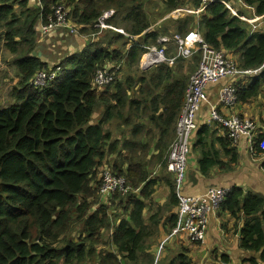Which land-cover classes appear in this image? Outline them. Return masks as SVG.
Here are the masks:
<instances>
[{
	"label": "trees",
	"instance_id": "16d2710c",
	"mask_svg": "<svg viewBox=\"0 0 264 264\" xmlns=\"http://www.w3.org/2000/svg\"><path fill=\"white\" fill-rule=\"evenodd\" d=\"M141 1L40 0L41 6L34 8L29 0H0L1 38L16 55L18 73L10 80L8 100L0 101V264H139L155 235L154 226H146L144 218L146 200L156 186L150 166L167 168L189 81L201 61L197 54L190 61L177 59L174 67L164 64L152 71L141 70L145 47L156 45L159 36L174 39L199 29L212 48L236 55L241 71L263 70L249 84L240 79L235 83L237 104H249L264 94V27L251 33L244 21L215 3L198 24L196 16H187L172 21L175 32L149 30L153 24L142 11ZM163 1L166 15L187 4L186 0ZM62 4L73 7L68 19L83 26V33L89 29L91 35L97 33L99 18L114 11L107 23L129 37L113 32L50 68L36 51L37 25L48 22ZM245 4L255 8V16H264V0ZM124 11L122 19H117ZM176 53L171 40L167 55L174 58ZM124 63L136 67L134 73L123 74L105 91L95 90L93 79L99 70ZM58 68V73L65 71L61 77L33 88L37 73ZM7 80L8 72L0 69V87ZM214 124L225 135L219 136L206 124L199 128L192 147L199 150V170L204 176L215 168L233 171L240 158L227 130ZM257 135L255 155H261L264 131L259 126ZM105 164L133 190L103 195L101 167ZM172 183L171 209L178 205ZM112 208H121L125 217ZM221 208L234 218L241 214L244 220L241 248L253 255L243 264H264V197L235 187ZM113 220L117 223L111 237L114 251H100L103 232ZM168 222L171 233L176 214ZM74 229L76 235H72ZM145 262L155 264V258L148 256ZM170 264L195 263L182 253Z\"/></svg>",
	"mask_w": 264,
	"mask_h": 264
},
{
	"label": "built area",
	"instance_id": "2783aa9c",
	"mask_svg": "<svg viewBox=\"0 0 264 264\" xmlns=\"http://www.w3.org/2000/svg\"><path fill=\"white\" fill-rule=\"evenodd\" d=\"M191 4L199 3V9L197 11L184 9H177L172 14L180 16L181 13H203L208 6L213 3L220 2L226 9H228L233 15L235 9L232 4H237L238 0H231L230 2L222 0H188ZM53 17H50L48 22L40 23L37 30L42 36H48L51 32L67 29L70 34L77 35L78 27L73 25L68 19V11L64 6L60 5L56 7ZM114 14V11L106 13L103 20L110 19ZM56 17V19H55ZM250 19L251 22L256 20L250 16H239L241 20ZM248 23V21H245ZM250 24V23H248ZM251 25V24H250ZM108 30H112L117 33L124 34V31L117 29L112 25H107ZM252 26V25H251ZM95 27L106 28L104 21L97 22ZM252 31H258L256 27L252 26ZM103 31L98 30L94 35H90L92 41L96 39ZM181 36V35H180ZM184 39H174L178 49V57L189 59L196 52L201 54V63L197 72L191 77L189 87L186 93L187 102L184 104L183 113L177 122L176 138L171 145L167 170L174 176L175 192L178 200L176 224L171 231L170 237L184 236L189 243L202 244L204 243L209 227V215L221 209L222 204L226 201L230 190L224 187H214L210 189L202 197H193L184 193V185L187 176L188 162L191 155L193 132L197 130V118L196 114L200 112V106L207 101L206 89L209 85L216 84L231 78L234 83L239 81L240 78L247 77L253 78L262 73V69L259 70H247L241 71L237 68L233 61H231L224 51H218L210 47L200 33L197 31L190 32L183 36ZM170 41L168 38L163 37L158 40L159 45ZM145 54L141 61L144 66H156L158 63H174L176 58L169 59L167 57V48L163 45L161 48L157 46L145 47ZM58 78L56 72H39L33 78L31 84L33 87L42 88L48 83ZM115 81V73L112 69H102L97 72L93 79L95 90H101ZM231 84L221 91V97L218 104L211 107L212 117L210 121H217L226 130L229 138L237 145L241 140H245L252 154L255 155V146L258 144V136L254 133L257 123L255 124L243 117L235 114H229L223 116L220 114V108L234 109L237 104V94L235 84ZM221 116H219L218 114ZM261 148L264 149V141L261 142ZM102 189L101 192L105 196H111L117 192L128 191L126 187V180L123 177H116L110 171H104L102 173ZM165 240L159 247L155 262H159L161 252L163 250Z\"/></svg>",
	"mask_w": 264,
	"mask_h": 264
},
{
	"label": "crops",
	"instance_id": "0c3cea01",
	"mask_svg": "<svg viewBox=\"0 0 264 264\" xmlns=\"http://www.w3.org/2000/svg\"><path fill=\"white\" fill-rule=\"evenodd\" d=\"M245 1L246 0H244V4ZM29 4L30 7H39L40 0H29ZM238 7L239 3L236 4L237 9H235L238 10ZM247 8L253 10L252 16L257 20L252 26L256 27L259 32H262L264 19L255 16V8ZM183 16H185V13H182L180 16L175 15L169 18L176 22L182 19ZM258 25H263V27L259 28ZM63 30L67 29L56 31L58 34L54 37L53 41L48 40V36L42 37L41 35H38L39 44L37 43V54L39 57H42V61L47 63L50 68L58 66L63 59L72 54H66L61 58L53 57L57 54L53 47L55 44H57L58 49H65L67 46L72 45L71 40L68 42L63 40V35L60 33ZM170 31L175 32L173 25L170 27ZM80 32L81 29H79V33ZM86 33L87 32H85L80 38H76V42L81 43L82 47L78 52H81L90 42L88 38L91 34L87 36ZM154 69L152 68L147 71H152ZM17 79L19 80V78ZM241 80L244 84H249L251 79L240 78V81ZM16 81L17 80H15V82ZM5 82H10V80ZM232 83L233 80L227 79L208 87L206 91L208 101L198 114V129L193 135L192 147L197 140L199 128L206 124L216 130L219 136L225 135V132L219 129L220 127H217L210 122V107L211 105L218 104L222 89ZM101 112L102 111L96 113V117L94 118L100 117ZM220 113L223 116H228L231 113L243 118H253L257 121L259 129L264 131V100L262 99L258 102L253 101L249 104H237L233 110L223 107L220 109ZM115 136H118V134L116 133ZM236 146L240 158L239 163L235 166L234 170L238 169V172L235 173L234 170L223 172L218 168H215L210 176H204L200 173L198 166L200 153L199 150L193 149L189 159L184 193L193 197H202L214 187H224L230 191L233 188L238 187L245 192L259 194L264 197V154H252L250 147L245 140H241ZM102 168L103 167H101V169ZM150 169L151 180L156 181V186L152 197L146 200L144 218L146 226H154L155 235L148 240L144 254L140 255L141 261H146L148 256L156 259L159 247L166 239H168V241L165 244L168 246L170 255L166 252L161 254L160 260H163L161 261L162 264L171 263L175 259L174 257L179 256L182 253H185L195 264H243L246 258H250L253 255L241 248L240 233L244 225L242 215L240 214L238 218H234L225 208H221L209 215V227L204 243H189L184 236L170 237L171 226L168 222V218H170L173 213H177V206H171V209L169 205V199L171 196L170 185L173 184L174 176L168 172L167 168L162 167L160 164L150 166ZM155 216L156 218L153 219ZM155 223L157 224L155 225ZM254 256L256 258L259 257L258 254H255ZM119 259H121V257H119ZM140 264L143 263L140 262Z\"/></svg>",
	"mask_w": 264,
	"mask_h": 264
},
{
	"label": "rangeland",
	"instance_id": "374dc122",
	"mask_svg": "<svg viewBox=\"0 0 264 264\" xmlns=\"http://www.w3.org/2000/svg\"><path fill=\"white\" fill-rule=\"evenodd\" d=\"M186 2H187V5H190V2L188 0H186ZM238 3H239L238 10H236L237 8L235 7L236 8L235 11L238 13V15H240V13H241V15L244 16V17H245V15H248V16H251L252 18H254L252 16L253 15V10L247 8L248 6L246 4H244V0H238ZM62 6H64L67 11L68 10H71L73 8V7H71V8L70 7H67L66 4H62ZM141 9H142L143 12H145L147 15H149L150 22L153 24V27H152L153 30H159V29H162V28H170L172 26V21L173 20L169 19L167 22H164L165 15L167 14V10H166V7H165V4H164V1L163 0H142L141 1ZM124 14H125V11L122 12V13H120V14H117V17L116 18L120 20V19H122V17L124 16ZM185 17L186 16H183L182 18H185ZM254 19H256V18H254ZM246 21H248V23H250L251 25L253 24V23H251L250 19H248V18H247ZM245 23H247V22H245ZM247 25H249V24H247ZM79 27L81 29V26H79ZM262 27H263V25H260L259 26V28H262ZM91 32H92V29H89V31L86 33L87 36L89 34H91ZM113 32L114 31L109 30V31L105 32L104 34L102 33L98 37H96L95 40L96 41H102L105 38V36H107L108 34H111L112 35ZM60 33H62V35H63V40L66 41V42H68L69 40H71L72 41V45L71 46H67L65 49H58L57 44H55L53 47H54V50H56V53L57 54L54 55L53 57H60L61 58V57H63L66 54H69V53H72L73 54V53L78 52V51H80L82 49L81 43L76 42V38H80L84 33H81L80 32V33H78L75 36H71L73 34H70L68 30H63ZM57 34H58V32L53 31V32H51L48 35V38L47 39L50 40V41H53L54 37ZM38 35L39 34H36V42H35V45H37V43L39 41ZM88 40H92V39L91 38L90 39L88 38ZM118 47H119V45H118ZM36 51H37V47H36ZM232 55L233 56H230V59H232L233 62L236 63V61H238V57L236 55H234V54H232ZM15 59H16V55L15 54H11L5 48L4 41L1 38V31H0V69L2 71H7L8 72V74H9V80H13V78L15 77V75H18V73H17V67L14 65V60ZM188 63H190V62H188ZM175 64H176V62H175ZM175 64L173 66H169V67H174ZM135 69H136V67L132 68L129 65H127L126 63H124V65L121 66L120 70H118V69L115 70L116 78L117 79H120V77L123 74H125V73H127V74L134 73ZM64 72L61 71L60 72L61 75L64 74ZM250 81H252V80H250ZM5 83H7V84H5L4 86L0 87V101H1V104H5L6 103V100H8L7 93L11 89V87H9L11 85V81L10 82H5ZM105 90L106 89H104V91ZM261 99L264 100V94L261 95L258 99H255L254 102H258ZM98 118L99 117L94 118V121L96 122L98 120ZM246 118H250V117H246ZM250 119H252V121H254L253 118H250ZM200 157H201V155H200ZM198 166H199V164H198ZM105 169H107L108 171H111V168H110L109 164H105L103 166V168H102V171L105 170ZM234 172L235 173L238 172V169L234 170ZM112 209L115 211V213H116L117 216H124V211L121 208L120 209L112 208ZM115 224H116V220H113L112 221V226L110 228L106 229L103 232V237H104V241L105 242H104L103 245L100 246V248H99L100 251H104V250L114 251V249H113L114 247L112 246V239H111L112 234L111 233L113 231V228H114ZM74 231H77V229H74L73 230L72 235H76V232H74ZM165 252L170 255V252L168 251V246H166V245H164L161 254L162 253H165ZM177 257L178 256H176L174 258H177ZM158 260L160 261L158 263L162 264L161 261H163V260L162 259L160 260V257H159ZM140 262H142L143 264H146L145 261H141V258H139V264H140Z\"/></svg>",
	"mask_w": 264,
	"mask_h": 264
},
{
	"label": "clouds",
	"instance_id": "9594fccd",
	"mask_svg": "<svg viewBox=\"0 0 264 264\" xmlns=\"http://www.w3.org/2000/svg\"><path fill=\"white\" fill-rule=\"evenodd\" d=\"M222 1H227V2H230L231 0H222ZM216 3H220V2H216ZM213 4H215V3H213ZM213 4H211V5H213ZM222 4V3H221ZM210 5V6H211ZM236 4H232V6H233V8L235 9V6ZM41 6V5H40ZM39 6V7H40ZM187 8L188 10H193V11H197L198 9H199V3H195V4H191L190 3V5H185L183 8H179V9H184V8ZM209 7V6H208ZM226 8V7H225ZM207 10V9H206ZM205 10V11H206ZM228 10V9H227ZM176 11V10H175ZM205 11L203 12V13H200V14H193V13H187V12H185V16L187 17V16H196V19H197V22H196V24H198V22H199V18L201 17V15H203L204 13H205ZM229 11V10H228ZM174 12V11H173ZM172 12V13H173ZM230 12V11H229ZM172 13H170V14H168V15H166V19L165 20H169L170 18L169 17H171V16H174ZM231 13V12H230ZM68 14H69V10H68ZM182 14V13H181ZM231 15H233L232 13H231ZM69 16V15H68ZM248 16V15H247ZM257 16V15H256ZM251 17V16H250ZM257 17H259V16H257ZM259 18H264V16H261V17H259ZM164 20V21H165ZM172 20V19H171ZM70 21V20H69ZM43 23V22H42ZM246 24H248V23H246ZM40 25V23L37 25V28H38V26ZM73 25H75V24H73ZM96 25V24H95ZM77 27H78V32H79V29H80V27L78 26V25H76ZM249 26V29H250V32L251 33H257L258 31H256V32H253L252 31V26L249 24L248 25ZM114 27V26H113ZM153 27V26H152ZM150 28L149 30H153V28ZM83 28V26H81V29ZM118 29V28H117ZM121 30H123V29H121ZM124 31V30H123ZM193 31H197L198 33H200L199 32V29H194V30H191L190 32H193ZM189 32V33H190ZM117 33V32H116ZM189 33H187V34H189ZM37 34H39L38 33V30H37ZM119 34H121V33H119ZM186 34V35H187ZM201 34V33H200ZM40 35V34H39ZM121 35H124V34H121ZM181 36H185V35H183V34H180ZM42 36V35H41ZM125 36H127V37H129V35H127V34H125ZM201 36H202V34H201ZM43 37V36H42ZM163 37H166V38H168L170 41H168V42H166V43H162L166 48H167V53H168V45H169V43L171 42V40H173L174 41V39H172V38H170V37H168V36H166V35H161V36H159V38H158V40L160 39V38H163ZM203 37V36H202ZM90 39V38H89ZM92 39V38H91ZM204 39V38H203ZM158 40H157V44L156 45H151V46H157V47H162L163 45H159L158 44ZM92 40H90V42H91ZM93 41H95V39L93 40ZM175 43V42H174ZM175 46H176V43H175ZM210 46V45H209ZM148 47V46H147ZM211 47V46H210ZM176 49H177V46H176ZM214 49V48H213ZM178 50V49H177ZM216 50V49H215ZM218 51H223V50H218ZM145 52H146V50H145ZM225 53H226V55H227V57L230 59V56H233L231 53H229V52H227V51H224ZM145 54V53H144ZM144 54L142 55V58H143V56H144ZM197 54H199L200 55V57H201V54H200V52H196L191 58H189V59H184V58H181V57H178V52L176 53V57H174V58H176V60L177 59H184V60H190V59H192L195 55H197ZM167 57H168V55H167ZM142 58H141V60H142ZM169 59H172L171 57H168ZM140 60V61H141ZM231 61H233L232 59H230ZM200 63H201V61H200ZM164 64H166V63H164ZM236 66H237V64L236 63H234ZM166 65H168V64H166ZM199 66H200V64H199ZM199 66H198V68H199ZM157 68L158 66H154V68ZM108 68H110V69H112L113 71H114V73H115V70L116 69H118V70H120V68H121V66L120 65H118V64H113V65H111V66H109ZM155 68V69H156ZM198 68H197V70H198ZM238 68V67H237ZM105 69H107V68H105ZM239 69V68H238ZM102 70V69H101ZM197 70L195 71V73L197 72ZM240 70V69H239ZM46 72H55L54 70H52V69H50L49 71H46ZM194 73V74H195ZM193 74V75H194ZM192 75V76H193ZM62 75H61V73H58V78L59 77H61ZM191 76V77H192ZM57 78V79H58ZM57 79H55L54 81H56ZM227 79H229V80H233V79H231V78H227ZM227 79H225V80H227ZM115 80H117V78H116V74H115ZM190 80H191V78H190ZM54 81H52V82H54ZM223 81V80H222ZM52 82H50V83H52ZM238 82V81H237ZM237 82H235V83H237ZM233 83H234V80H233ZM232 83V84H233ZM234 83V84H235ZM189 84H190V81H189ZM217 84V83H216ZM48 85V84H47ZM46 85V86H47ZM111 85V84H110ZM212 85H215V84H212ZM209 86H211V85H209ZM108 87V86H107ZM188 87H189V85H188ZM33 88H36V87H33ZM43 88V87H42ZM106 88V87H105ZM105 88H103V89H101V90H96V91H98V92H100V91H102V90H104ZM36 89H40V88H36ZM188 89V88H187ZM208 89V88H207ZM207 89H206V91H207ZM187 93V92H186ZM207 95V94H206ZM186 98V97H185ZM207 101H208V99H207ZM207 101L202 105V107L207 103ZM213 105H211V107H212ZM184 107V106H183ZM211 107H210V109H211ZM221 109V108H220ZM221 114V113H220ZM180 118V117H179ZM254 120V119H253ZM178 121H179V119H178ZM212 124H214V122L213 121H210ZM256 123H257V121H255ZM257 126H258V123H257ZM198 129V128H197ZM197 131V130H196ZM176 133H177V126H176ZM259 137V136H258ZM176 138V137H175ZM193 139V138H192ZM258 145V144H257ZM256 145V146H257ZM261 143L259 144V147L261 148ZM256 146H255V151H256ZM192 148H191V154H192ZM170 152V151H169ZM262 154H264V153H262ZM191 156V155H190ZM169 157V156H168ZM189 159H190V157H189ZM188 164H189V162H188ZM168 165V164H167ZM103 171H108L107 169H105V170H103ZM188 171V170H187ZM111 172V171H110ZM112 173V172H111ZM170 173V172H169ZM113 174V173H112ZM114 175V174H113ZM115 176V175H114ZM116 177H120V176H116ZM124 178V177H123ZM186 178H187V176H186ZM126 180V179H125ZM186 181V180H185ZM126 187L128 188V191L126 192V193H124V192H122L123 194H128L130 191H132L133 189L131 188V187H128L127 186V184H126ZM178 206V205H177ZM117 224V223H116ZM113 233V232H112Z\"/></svg>",
	"mask_w": 264,
	"mask_h": 264
},
{
	"label": "bare ground",
	"instance_id": "6f19581e",
	"mask_svg": "<svg viewBox=\"0 0 264 264\" xmlns=\"http://www.w3.org/2000/svg\"><path fill=\"white\" fill-rule=\"evenodd\" d=\"M109 12H111V11H106V12H104L103 13V15L99 18V20H98V22H101V21H104L105 22V24H106V28H99V27H97L100 31H105V30H108V26L107 25H109L108 23H107V21L109 20V19H107V20H103V17H104V15L106 14V13H109ZM233 16H235V17H237V18H239V16L240 15H238V13L235 11V13H234V15ZM112 18V17H111ZM110 18V19H111ZM55 19H56V17H55ZM240 19V18H239ZM241 20V19H240ZM256 20V19H255ZM242 21H246V20H242ZM256 22H257V20H256ZM251 23H255V22H251ZM125 33V32H124ZM174 39H184V37L183 36H180V35H175L174 36ZM177 52H179L178 50H177ZM176 62V61H175ZM175 62L174 63H168V65L167 66H173L174 64H175ZM144 62L143 61H140V69H142L143 71H147V70H150V69H152V68H154L153 66H144V64H143ZM156 66H161V65H164V64H162V63H158V62H156V64H155ZM60 71V68H58L57 69V71H56V73H58ZM186 102H187V99L185 98V102H184V104H186ZM199 107H200V109L202 108V106H200L199 105ZM212 110L213 109H210V111H211V117H212ZM182 113H183V109L181 110V113H180V117H181V115H182ZM198 114H199V112L196 114V118L198 117ZM218 114V113H217ZM219 115V114H218ZM220 116V115H219ZM221 117V116H220ZM246 119H248V120H250V121H252V119H250V118H246ZM216 123H218L217 121H215ZM254 124H255V122L254 121H252ZM256 125V124H255ZM222 126V125H221ZM223 127V126H222ZM257 129H258V126L256 125V128H255V131H254V133L257 135ZM196 131H194L193 132V134L195 133Z\"/></svg>",
	"mask_w": 264,
	"mask_h": 264
},
{
	"label": "water",
	"instance_id": "95a60500",
	"mask_svg": "<svg viewBox=\"0 0 264 264\" xmlns=\"http://www.w3.org/2000/svg\"><path fill=\"white\" fill-rule=\"evenodd\" d=\"M240 235H241V233H240Z\"/></svg>",
	"mask_w": 264,
	"mask_h": 264
}]
</instances>
